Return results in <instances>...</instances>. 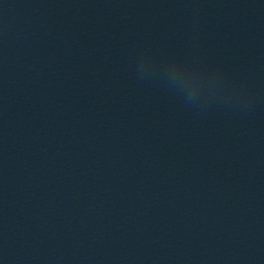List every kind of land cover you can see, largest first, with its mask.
Masks as SVG:
<instances>
[{
  "label": "water",
  "instance_id": "water-1",
  "mask_svg": "<svg viewBox=\"0 0 264 264\" xmlns=\"http://www.w3.org/2000/svg\"><path fill=\"white\" fill-rule=\"evenodd\" d=\"M0 264H264V0H0Z\"/></svg>",
  "mask_w": 264,
  "mask_h": 264
}]
</instances>
